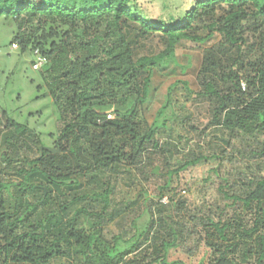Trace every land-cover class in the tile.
Returning a JSON list of instances; mask_svg holds the SVG:
<instances>
[{
	"label": "trees",
	"instance_id": "1",
	"mask_svg": "<svg viewBox=\"0 0 264 264\" xmlns=\"http://www.w3.org/2000/svg\"><path fill=\"white\" fill-rule=\"evenodd\" d=\"M224 4L226 12L217 16L216 6ZM136 8V0H0V17L17 24L14 45L19 44L22 51L31 46L46 57V63L41 66L44 79L59 108L60 118L65 122L56 145L59 152L41 146L35 157L13 167L22 177L19 183L0 179V242L4 241L1 248L5 251V264H48L56 253L64 252L60 251L58 237L48 228L51 226L49 217L26 226L28 213L12 215L6 209L3 190L10 192L14 185L25 193L29 188L40 190L36 203L29 202L25 209L33 212L47 203L51 191L47 185H38V179L55 186L72 185L78 183L77 175L96 169L97 172L106 170L108 180L111 179L109 174L120 173L123 165L128 163L129 169L136 170L142 177L148 174L166 176L164 184L158 186L162 197L163 191L170 187L174 173L207 158L203 153L192 152L178 168L170 169L168 154L172 155V144L162 140V132L176 117L171 100L176 85L168 90L166 101L151 124L146 123L141 113L154 68L175 59L176 45L182 39L204 42L216 33L222 36L218 49L206 51L199 73L201 88L197 92L198 97L216 101L217 116L221 114V125L229 131L228 136L221 135V138L232 140L238 131L259 132L264 136V31L259 55L253 62H247L250 72L241 78L240 73L233 70L238 65L246 66L242 64V44L246 41L243 22L251 17H264V0H199L184 14L176 16L178 18L166 20L146 18ZM126 19L138 22L142 34L161 32L164 50L136 57L131 42L122 33L121 25ZM203 20L206 22L205 35L195 29V25ZM33 21H36L39 33H35L36 29L33 32L24 29ZM105 21L107 27L117 28L121 33L120 41L109 47L89 36L91 28L96 29ZM79 24L83 27L82 36L74 30ZM226 47L237 48L231 66H225L217 55ZM222 82H231L230 91L223 92ZM178 83L188 89L186 81ZM5 115L6 111L0 109V132L4 133L6 142L14 145L15 139L26 133L27 126ZM247 149L251 154L264 155V150L259 148L247 145ZM157 155H162L166 161V170L163 162L154 164ZM220 179L218 189L225 200L224 206L215 203L205 207L204 211L195 212L190 218L191 227L204 229L208 237L205 243L214 254L212 264H264V176L241 174L239 184H231L228 177ZM105 186L99 194L104 202L103 211L98 213L102 219L112 193L109 180ZM143 193L146 195L147 191ZM148 199L145 197L142 212L133 218L135 233L128 239L120 235L113 237V245L106 252L110 260L136 252L156 227H168L172 236L163 238L155 252L145 256L146 264L164 263L169 247L180 240L185 228H181L172 215L155 217L145 204ZM170 201L176 209L186 205L184 198L173 196ZM68 204L63 208L66 209ZM228 206H234L235 212L238 207H244L253 214L248 221L238 213L226 221L224 213ZM145 215L146 221L139 225L138 220ZM180 231H183L181 235ZM63 238L92 247L90 235L83 231L72 229Z\"/></svg>",
	"mask_w": 264,
	"mask_h": 264
},
{
	"label": "rangeland",
	"instance_id": "2",
	"mask_svg": "<svg viewBox=\"0 0 264 264\" xmlns=\"http://www.w3.org/2000/svg\"><path fill=\"white\" fill-rule=\"evenodd\" d=\"M196 1L199 0H136V10L146 18L166 20L184 14ZM226 10L225 4L218 5L215 14L221 16ZM205 25V20L198 22L195 25L196 31L205 35ZM78 26L74 29L75 33L82 36L83 27L81 24ZM243 26L246 41L242 44V64L246 66L238 65L239 67L233 69L240 73L241 78L251 70L247 62H253L260 53L258 48L261 33L264 31V17H251L243 22ZM121 27L122 33L131 42L136 57L150 56L164 50L165 43L161 32L142 34L139 23L128 19L122 22ZM37 28L36 21L24 27L31 32L36 29L35 33H39ZM16 31L17 24L4 16L0 17V109L6 111L5 116L27 126L26 133L15 139L14 145L6 142L4 133L0 132V179L19 183L22 177L13 167L35 157L41 146L57 149V141L65 122L60 118L59 108L49 91L42 68L34 67L37 59L35 49L29 46L22 51L19 44L14 45ZM120 34L117 28L107 27L106 21L96 29L91 28L89 32V36L96 37L99 43L107 47L120 41ZM221 41L222 36L218 33L204 42L182 39L176 45L175 59L168 64L156 66L152 72L148 96L141 112L147 124L152 123L165 103L168 90L176 85L171 95L176 117L168 123L167 130L162 132V140H168L172 144V155L168 154L170 169L178 168L189 153H203L207 156L198 164L181 169L178 174L174 173L170 187L163 191L162 197L159 195L158 186L164 184L166 176L148 174L142 177L136 170L129 169L128 163L123 165L120 173L109 174V188L112 193L110 203L104 209V219L98 213L103 211L104 206L99 194L103 192L108 181L106 170L85 171L76 176L78 183L72 185L55 186L38 179V185H47L51 191L47 203L33 212L25 209L29 202L36 203L35 199L40 196V190L29 188L25 193L15 185L10 192L3 190L6 209L12 215L28 213L29 222L26 226L42 217H49L51 226L48 228L53 236L58 237L60 251L64 253H56L48 264H146L145 256L155 252V247L160 245L163 238H171L168 227L153 229L136 252L122 259L116 257L110 260L106 252L113 245L115 235L128 239L135 233L133 218L142 212L147 196L149 199L145 204L149 205L155 217L172 215L179 226L185 228L184 232L179 233L181 235L183 232L180 240L165 253L164 263L159 261L152 264L213 263L211 259L214 254L205 243L208 237L202 227H191V215L199 210L204 211L205 207L212 204H224L225 200L218 189L220 177H228L231 184H239L241 174L255 173L264 176V155L251 154L247 149L249 145L264 150V136L259 132L238 131L232 136V140L229 137L223 140L221 135L228 136L229 131L221 125V114L217 116L216 101L197 96L201 88L199 73L206 51L210 48L218 49ZM236 47L222 48L217 52L225 66L232 65L237 56ZM224 70L227 71L228 68L224 67ZM179 81H186L188 89L183 83H178ZM222 83L223 92L230 91L231 82ZM157 156L154 164L161 161L166 170V161L162 155ZM143 191H147V194L144 195ZM228 192L232 193L229 190ZM173 196L175 199L184 198L186 205L176 209L170 201ZM66 203L69 204L64 209ZM234 209V206L226 208V221L234 218L237 213L243 220L248 221L253 214L244 207H238L236 212ZM146 219V215L142 216L138 220L139 225ZM72 229L88 233L92 247L78 245L72 239L63 238ZM3 243L4 241L0 242V264H5V251L1 248Z\"/></svg>",
	"mask_w": 264,
	"mask_h": 264
},
{
	"label": "built area",
	"instance_id": "3",
	"mask_svg": "<svg viewBox=\"0 0 264 264\" xmlns=\"http://www.w3.org/2000/svg\"><path fill=\"white\" fill-rule=\"evenodd\" d=\"M15 46H16V45H15ZM35 54H36V56H37V59L35 60L34 67H35V68H41V66H43V65L46 63L47 59H46V57H44V56L39 52V50H36V51H35Z\"/></svg>",
	"mask_w": 264,
	"mask_h": 264
},
{
	"label": "water",
	"instance_id": "4",
	"mask_svg": "<svg viewBox=\"0 0 264 264\" xmlns=\"http://www.w3.org/2000/svg\"><path fill=\"white\" fill-rule=\"evenodd\" d=\"M42 149V148H41ZM47 149H49L50 151H52V152H59L60 150L57 148V149H55V148H50V147H48Z\"/></svg>",
	"mask_w": 264,
	"mask_h": 264
}]
</instances>
